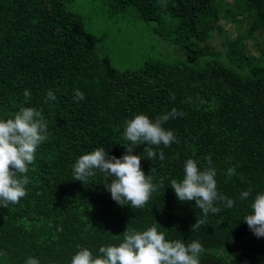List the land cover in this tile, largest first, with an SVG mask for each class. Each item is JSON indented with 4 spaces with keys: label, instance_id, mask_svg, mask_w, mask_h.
<instances>
[{
    "label": "trees",
    "instance_id": "obj_1",
    "mask_svg": "<svg viewBox=\"0 0 264 264\" xmlns=\"http://www.w3.org/2000/svg\"><path fill=\"white\" fill-rule=\"evenodd\" d=\"M66 1L0 0V119L35 107L48 125V139L29 166L27 195L0 207V264L30 257L71 264L82 248L95 258L101 246L123 242L129 225L143 231L157 222L167 240H199V264H264V237L243 220L264 192V52L256 58L246 48L248 40L264 46V0H100L108 16L153 23L177 48L179 54L146 60L136 70L115 68ZM238 17L247 27L232 38L221 21ZM50 89L56 100L45 103ZM74 89L84 99L76 102ZM173 108L185 115L163 125L179 140L160 146L164 160L160 148L154 161L143 152L147 144L135 148L145 174L164 181L143 208L116 203L100 172L86 185L73 179L83 154L98 147L118 158L126 153L127 120L143 113L154 121ZM209 154L218 191L234 206L219 204L221 211L193 230L204 214L194 200H178L170 182L183 179L187 159L203 170ZM229 167L237 172L230 180Z\"/></svg>",
    "mask_w": 264,
    "mask_h": 264
},
{
    "label": "clouds",
    "instance_id": "obj_2",
    "mask_svg": "<svg viewBox=\"0 0 264 264\" xmlns=\"http://www.w3.org/2000/svg\"><path fill=\"white\" fill-rule=\"evenodd\" d=\"M161 6L166 5L162 3ZM74 92L76 102L84 99L82 91L74 89ZM23 95L25 101L31 99L29 90L26 89ZM171 98L174 100L175 96ZM55 100V93L48 90L44 102ZM184 115L183 111L176 108L154 121L143 113L135 115L125 122L123 137L130 142L126 145V153L118 158L109 156L103 147H98L83 154L73 165V179L86 185L89 178L100 172L104 176L106 189L116 203L131 205L133 209L143 208L153 193L164 188V181L161 179L158 184L154 183L152 176L145 174L141 167L143 157L135 154V148L147 144L143 152L146 158L154 161L157 157L156 148L161 145L168 148L173 143H179L174 131L163 125ZM47 139L48 125L42 109L21 107L13 118L0 119V207L18 204L27 195L29 166L35 161L38 147ZM159 159L164 160L163 148H160ZM204 159L206 166L203 170L195 159H187L183 179L170 182L178 200H194L195 206L204 214V219H197L192 225L193 230L205 223L209 213L220 212L219 204L227 209L234 206L233 199L218 191L217 172L211 154ZM236 174L235 167L226 170L229 180ZM250 194L251 188L241 192L239 198L247 200ZM250 207L251 213L244 216L243 220L257 238L264 237V192L255 196ZM158 226L157 222L146 230L137 231L129 225L119 245L101 246L98 250L100 255L95 258L88 248H82L72 257L71 264H199V255L203 251L199 240L189 244L181 240H167ZM25 264H40V261L30 257Z\"/></svg>",
    "mask_w": 264,
    "mask_h": 264
},
{
    "label": "rangeland",
    "instance_id": "obj_3",
    "mask_svg": "<svg viewBox=\"0 0 264 264\" xmlns=\"http://www.w3.org/2000/svg\"><path fill=\"white\" fill-rule=\"evenodd\" d=\"M64 7L82 17L85 30L98 42L110 63L119 70H136L146 60L165 59L168 54H179L175 46L168 44L154 31L153 23L140 22L134 16H108L107 6L100 0H67ZM237 19L238 22L221 21L232 38L244 33L247 27L246 22H241L243 18ZM246 48L256 58L264 52V46L249 40L246 41Z\"/></svg>",
    "mask_w": 264,
    "mask_h": 264
}]
</instances>
